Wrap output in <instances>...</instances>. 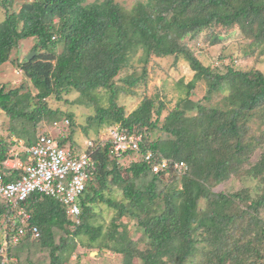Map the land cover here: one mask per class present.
I'll list each match as a JSON object with an SVG mask.
<instances>
[{
    "label": "trees",
    "instance_id": "1",
    "mask_svg": "<svg viewBox=\"0 0 264 264\" xmlns=\"http://www.w3.org/2000/svg\"><path fill=\"white\" fill-rule=\"evenodd\" d=\"M0 10V68L22 43L34 42L26 53H34L31 60L18 61L23 82L0 88V110L12 123L5 127L12 141L0 139V174L19 141L27 149L48 134L38 131L43 123L72 118L50 108L51 98L94 109L85 133L112 129L87 152L93 175L78 199V224L51 198L32 194L14 209L0 198L7 237L0 264H66L84 247L77 258L111 252L122 256L121 264H264V74L233 66L214 73L183 42L203 32L218 45L238 30L250 40L245 57L264 54V0H146L130 11L114 0H0ZM170 57L194 73L187 84H177L175 108L160 123L166 102L147 97L126 116L120 95L145 86L153 58ZM201 83L205 95L192 101ZM73 93L77 99L70 102ZM69 133L57 141L74 149ZM122 134L141 137L138 151H114ZM147 153L154 161L182 162L184 170L154 173ZM18 157L27 159L25 153ZM166 173L172 175L168 183ZM243 177L255 188H221ZM103 205L114 212L106 226L95 212ZM131 223L137 240L128 232ZM19 229L23 235L12 243Z\"/></svg>",
    "mask_w": 264,
    "mask_h": 264
},
{
    "label": "rangeland",
    "instance_id": "2",
    "mask_svg": "<svg viewBox=\"0 0 264 264\" xmlns=\"http://www.w3.org/2000/svg\"><path fill=\"white\" fill-rule=\"evenodd\" d=\"M94 1H102V0H86V3H92ZM115 3L120 4L124 9L130 11L134 5L138 2L144 3L146 0H114ZM15 7V6H14ZM3 19V12L0 10V20ZM202 32V36L199 37L198 40H187V38L183 41L186 42L188 49L204 64V66H208L212 69L214 73L225 74L226 69L230 66H233L236 70L239 71H248V70H258L264 74V54H260L257 52L255 56L245 57L244 55V46L250 42V40L245 39L242 35L238 32V30L233 31L231 36L225 37L222 39L221 43L218 45H213L209 43L207 39H205L206 33ZM225 35V34H224ZM34 44L33 41L22 43L20 50L17 52L16 50L11 53L10 61L3 65L0 68V88H4V90H10L12 88H18L19 85L23 82L22 79L18 77V75L22 78V71L18 68L19 62L24 57H28L30 52L26 54L29 50V46ZM241 45L240 51H238V45ZM18 53V54H17ZM237 54V55H235ZM154 65H158V68L154 69ZM136 70L140 71V68ZM148 75H147V83L145 86H138L136 89H133L134 94H122L119 97L117 102L118 106L124 108V113L127 115L131 114L134 110L138 108L141 102L145 98H151L154 101H163L166 102L165 112L160 118V123L163 121L164 117L167 115L168 111H171L175 108L177 98L179 96V92L176 90L177 84L183 81L184 84L190 82L193 78V71L189 68L188 64L184 60H179L178 62H174V58L170 57L167 59H159L153 58L147 67ZM130 72V71H129ZM128 70L123 71L120 75L115 79L118 85H123L122 78L127 76ZM136 92V94H135ZM206 92L205 84H197V87L193 91L192 96L190 99L192 101L201 100ZM70 102H74L77 99V93H73L67 96ZM65 97L61 101H54V98L48 100V105L53 110L59 109L60 115L70 114L71 119H63L62 122L59 124H64L65 121L68 123L73 122L71 138L75 145V148H85L86 141L90 140L87 137L88 132L83 131V127L86 126V119L89 116H94L95 112L92 107H85L83 105L78 104H66L63 102ZM218 101L215 99V102ZM62 113V114H61ZM193 114V113H192ZM257 122V120H256ZM69 123V124H70ZM8 124V125H7ZM11 126L12 123L8 122L7 115L0 110V139L3 142L9 143L11 142L12 138H6L7 133L5 132V127ZM53 124L49 125L48 123H43L41 128L38 131L42 134H52L53 136L59 134V136L68 135L70 127H61L60 125L52 126ZM107 126L103 127L99 136L101 138L107 139L111 137V130L112 129H105ZM255 128V123L253 125ZM68 129V132H66ZM65 131V132H63ZM93 132L92 130H89ZM76 133V134H75ZM94 133V132H93ZM95 134V133H94ZM55 137V136H54ZM93 139V138H92ZM23 149L22 145H18L11 155L19 152ZM135 160V159H133ZM140 160V159H139ZM126 162H130L129 159L124 160ZM132 161V160H131ZM162 179L165 183H168L172 179V175L166 173L163 175ZM256 182L251 181L247 177L238 178L237 181H232L225 186H219L224 189L226 186L228 187H236V191H240L243 188H255ZM180 187V185H179ZM252 196H255L256 191L252 190ZM121 193L118 192L115 194V198L118 200L121 198ZM97 213L101 215L99 218L100 223H104L106 226L109 222L111 217L113 216L114 212L105 205L101 208L96 209ZM125 219L123 218L122 221ZM132 223L129 225L128 232L130 237L134 240L138 239V235L134 233V229L132 228ZM63 236V233L59 234V237ZM57 242V239H56ZM144 247L143 245H139V249L142 250ZM86 248H78L69 259V262L66 264H121L122 256L114 255L111 252H105L98 255L96 250L89 251L88 255L85 257L77 258L78 255L83 254ZM95 253V254H94ZM94 254V255H93ZM42 258V257H41ZM64 264V263H63Z\"/></svg>",
    "mask_w": 264,
    "mask_h": 264
},
{
    "label": "built area",
    "instance_id": "3",
    "mask_svg": "<svg viewBox=\"0 0 264 264\" xmlns=\"http://www.w3.org/2000/svg\"><path fill=\"white\" fill-rule=\"evenodd\" d=\"M68 125V121H65L63 125L60 124L61 127ZM54 136L52 134L39 136L34 145L27 149L23 148L12 155L13 160L17 159L16 163L7 165L6 163L14 161L4 162V168L6 164L16 172L12 173L14 175L12 180L4 171L0 174V198L11 204L12 209L17 206L18 202L24 201L32 194L51 198L64 206L67 215L78 224L80 215L78 199L84 192L88 179L93 175V164L87 152L93 147L94 142L88 140L85 148L72 149L68 146L61 147L57 141L59 134ZM140 140L141 137L136 135L117 136L113 144L114 151L136 152L139 149ZM21 153L26 154V161L18 157ZM145 161L151 165L152 172L157 174L184 170L182 162L154 161L152 153L145 155ZM21 214L17 212L14 216L8 217L7 221L12 222L16 216ZM2 224L3 220L0 217V245H6V227ZM21 235L23 231L19 229L11 242L17 243Z\"/></svg>",
    "mask_w": 264,
    "mask_h": 264
},
{
    "label": "crops",
    "instance_id": "4",
    "mask_svg": "<svg viewBox=\"0 0 264 264\" xmlns=\"http://www.w3.org/2000/svg\"><path fill=\"white\" fill-rule=\"evenodd\" d=\"M76 134V133H75ZM6 137V136H5ZM87 137L90 139V140H93V141H96L98 138H99V136H97L96 134H94L93 132H91V131H88V134H87ZM93 138V139H92ZM21 144V141H19V143H18V145H20ZM16 148V147H15ZM15 148H14V150H15ZM13 150V151H14ZM10 151H12V150H10ZM9 151V152H10ZM10 154H11V152H10ZM12 158H14L12 155H10L9 157H8V160H10V161H14V162H8V163H6L7 165L8 164H10V165H13L14 163H16L17 162V159L15 158L14 160L12 159ZM5 164V168L3 167V169L5 170V173L6 174H8L9 176H11L12 175V173L14 172V170L12 169V168H10V167H8L7 165Z\"/></svg>",
    "mask_w": 264,
    "mask_h": 264
},
{
    "label": "water",
    "instance_id": "5",
    "mask_svg": "<svg viewBox=\"0 0 264 264\" xmlns=\"http://www.w3.org/2000/svg\"><path fill=\"white\" fill-rule=\"evenodd\" d=\"M33 55H34V53H30L29 56L27 57V60L30 61L31 58L33 57ZM12 159H13V158H12ZM4 172H5V170H4ZM94 254H95V253H94ZM94 254H93V255H94Z\"/></svg>",
    "mask_w": 264,
    "mask_h": 264
},
{
    "label": "clouds",
    "instance_id": "6",
    "mask_svg": "<svg viewBox=\"0 0 264 264\" xmlns=\"http://www.w3.org/2000/svg\"><path fill=\"white\" fill-rule=\"evenodd\" d=\"M57 126V125H56ZM87 142V141H86ZM94 142V141H93ZM21 145V144H20ZM85 146H86V144H85ZM13 152V151H12ZM4 170V169H3Z\"/></svg>",
    "mask_w": 264,
    "mask_h": 264
}]
</instances>
